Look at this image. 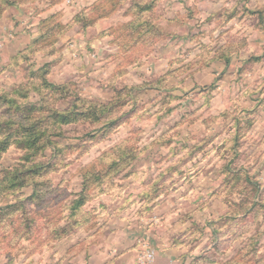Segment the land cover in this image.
<instances>
[{
    "label": "rangeland",
    "instance_id": "rangeland-1",
    "mask_svg": "<svg viewBox=\"0 0 264 264\" xmlns=\"http://www.w3.org/2000/svg\"><path fill=\"white\" fill-rule=\"evenodd\" d=\"M152 1L134 0L124 11L111 9L99 22L95 8L78 7L82 0H24L17 6H6L0 17V118L16 111L5 97L17 94L22 86L25 89L15 98L21 102L22 112L41 103L40 88L46 85L32 75L50 67L53 83L65 82L86 100L122 104L112 113L118 118L115 123H105L106 119L95 124L82 122L69 143H62L78 149L64 156L57 158L56 151L47 148L27 159L31 153L18 143L10 145L0 158V172L30 163L48 167L43 171L44 180L37 182L40 187L48 185L52 177L60 181V186L67 182L62 187V199H47L39 192L32 196L33 191L25 195L29 185L0 193V228L22 223L24 236L28 240L36 237L29 264H121V259L125 264H149L141 257L156 242L155 237L129 225L141 220L162 225L164 212L160 208L164 203L178 207L194 194L199 195L194 184L182 182L185 170L181 164L198 158L196 163L207 165L210 171L224 159L226 149L239 146L243 136L254 138L253 143L264 139V114L257 109L245 111L247 120L233 118L231 127L223 119L236 88L244 79L251 81L264 72V64L260 63L264 51L249 55L245 66L253 65L250 73L239 84L230 83L223 65L231 66L234 55L239 54L237 46L223 31L209 32L203 25L197 28L193 21L198 13L186 0H154L160 9L152 26L161 33H150L137 44V28L147 24L140 14L141 7ZM240 19L243 21V17ZM57 22L61 27L53 29ZM262 25L257 16L250 23L237 21L233 33L245 28L255 31ZM245 39L252 49L260 43L258 36ZM218 45L224 53L217 64ZM205 67L209 71H203ZM216 69H220L219 74ZM53 86L47 85L50 89ZM51 94L53 103L61 97V92ZM133 95L139 102L129 104ZM201 100L203 103H199ZM103 110H109L108 106ZM161 111L162 115H157ZM165 116L169 117L166 124ZM160 124H165V132L161 133L164 139L153 140L152 129ZM7 129L0 123V138ZM145 133L152 147L145 144L139 148L145 154L138 158L133 149L143 143ZM74 160L82 167L68 175ZM255 162L260 163L259 156ZM134 166L136 170L131 169ZM61 168L68 171L61 172ZM195 176L193 172L192 178ZM74 185L79 186L75 197ZM75 202H80L77 214L71 208ZM30 211L34 214L29 215ZM25 213L35 223L29 233V222L23 220ZM47 218L51 222L48 226ZM250 219L255 222L259 216ZM114 241L119 243L113 246ZM130 241L135 242L127 247ZM188 251L191 258L184 256L187 264H206L205 253L198 247ZM258 253L260 248L253 245L241 248L237 255L243 264H261L264 254L257 257ZM8 259L11 264V253Z\"/></svg>",
    "mask_w": 264,
    "mask_h": 264
},
{
    "label": "clouds",
    "instance_id": "clouds-1",
    "mask_svg": "<svg viewBox=\"0 0 264 264\" xmlns=\"http://www.w3.org/2000/svg\"><path fill=\"white\" fill-rule=\"evenodd\" d=\"M133 2L134 0H82L78 7L95 8V16L99 22V19L102 16L106 17L112 8L124 11L131 7ZM148 2L149 0H140V3ZM186 3L198 13L193 21L197 28L203 25L209 32L212 29L223 31V34L237 46L239 54L234 55L231 66L224 63L223 67L225 78L234 85L239 84L253 67L252 64L245 66L246 58L254 55L256 51H264V27L255 31L245 28L243 32L233 33L235 22L245 24L256 19V16L251 13L256 10L264 11V0H186ZM233 13L235 15L232 16V21H229L228 17ZM204 19L208 20L207 24L203 23ZM253 36H258L260 41L256 49H252L249 40L245 39ZM223 53L224 49L219 48L218 45L215 63L222 62ZM226 59L227 57H224V60ZM260 63L264 64V57L261 58ZM172 66L176 67V65ZM242 68L243 71H241ZM203 71L207 72L209 69L205 67ZM219 71L220 69H216L217 74ZM261 89H264V72H260L251 81L244 79V83L236 88L238 95L236 93L232 95L229 109L223 116L224 123L231 127L235 122L233 118L247 120L245 111L250 109H257L264 114V92H261ZM134 101L139 102L135 95L128 100V103L132 104ZM197 106L193 105V107ZM145 114H148L147 108H145ZM157 115H162V111ZM171 115L175 116L176 113L173 112ZM168 120L169 117L165 116V124ZM165 124L152 129L155 132L153 140L164 139L161 133L165 132ZM189 127L195 129L194 125ZM253 139L243 136L239 146L226 149L223 153L224 159L219 160L210 171L207 165L201 166L196 163L198 158H194L186 165L181 164V168L185 170L182 182L186 185L194 184L199 195L194 194V198H190L178 207H174L171 203H164V206L160 208V211L164 212V216L160 218L163 221L162 225L159 222L152 223L144 220L129 225L137 230L145 229L146 234L155 237L156 242L144 250L141 259L147 260L149 264H155L156 261H159V264H182V261L187 264L184 256L187 255L190 259L191 252L188 249L193 247H198L205 253L206 264H243L237 252L241 248H250L253 245H258L260 248L257 257L264 254V167H261L264 165V139L257 143H253ZM145 144L149 148L152 147L147 139V133L143 143L133 149L138 158L144 156L145 153L139 151V148H143ZM257 156L260 157V163L255 162ZM77 167L82 165L74 160L69 166L71 171L61 168V172L68 171V175H71ZM193 172L196 173L195 178H192ZM66 186L67 182L64 186H60V181L52 177L50 183L42 185L38 191L47 199L54 196L62 199L60 195L62 187ZM32 191L30 184L24 194L29 195ZM78 191L79 186L74 185L73 197ZM32 214L34 213L30 211L29 215ZM257 216H259L258 221L254 222L250 219ZM245 224L247 227H244ZM153 228L157 229L155 233L152 232ZM25 231L22 223H13L11 226L6 225L0 228V264H10L9 253L13 258L11 264H29V260L32 259L31 250L35 247L32 240L36 237L32 236V240H28L24 236ZM140 239H143V236ZM132 242L135 241H130L126 246L130 247ZM118 243L119 241H114L113 246ZM213 245L216 247L214 248ZM217 248L221 251L217 252ZM117 259L121 258L117 257ZM121 264H125L123 259ZM261 264H264V260H261Z\"/></svg>",
    "mask_w": 264,
    "mask_h": 264
},
{
    "label": "trees",
    "instance_id": "trees-1",
    "mask_svg": "<svg viewBox=\"0 0 264 264\" xmlns=\"http://www.w3.org/2000/svg\"><path fill=\"white\" fill-rule=\"evenodd\" d=\"M22 1L24 0H0V17L6 6H17ZM153 3L154 0L150 2L148 6L143 5L141 7L140 14L146 19V26L141 27L140 25L137 28L134 24L132 25L133 29H139L137 35L138 39L141 38V41L139 42L138 39L135 40V43L137 42V44L145 40L150 33H161L159 29L152 26L153 21L158 17V9H160L158 4L155 6ZM251 14L256 15L257 18L261 19V22L264 23L263 11L256 10ZM54 25L55 26L52 27L53 29L61 27L59 22ZM262 26L264 27V25ZM49 34H51V32H49ZM49 66L50 64L48 67ZM50 68L46 69L45 72L40 71V73L32 75L34 78L40 77L42 84L46 85V87L40 88L42 98L39 105L28 107L25 112L20 110L21 102L16 101L15 98L17 94L23 92L25 89L23 86L19 88L20 90L17 91V94L6 95L5 98L12 104L10 108H15L16 111L14 113L9 111L6 116L0 118V123L8 126L7 132L2 138H0V158L10 145L18 143H22L23 147L31 153L27 156V159H32L37 154L43 153L47 148H53L56 151V156L58 158L69 153L68 151L71 149L75 150L77 148L76 146H72V144L69 146H62V143H69L71 136L81 129L80 124L85 120H90V122L94 124L99 123L104 119H106L105 123L117 122L118 118L112 115V113L114 110H117L118 107H121L122 104L117 102L104 103L99 101H88L78 93L74 92L72 87L65 82H61V84L53 83L52 79H49L52 78ZM48 84L54 85L53 88H48ZM58 92H61V97L53 103L51 93ZM105 106H108L109 110H103ZM131 169L136 170L137 167L134 166ZM46 170H48V167L45 168L44 165L39 163H30L29 166L22 165L13 170H2L0 172V193L14 192L17 189L31 184L33 187L32 196H34L39 192L38 189L40 188V186L37 185V182H39L40 179H42V181L44 180V177L42 176L44 175L43 171ZM80 202H75L71 206V208L76 209V214L79 211L77 204ZM27 214L28 213H25V219L23 220L30 223H26L27 227H31L28 230L29 233L33 227L35 228V223L31 218L26 217ZM46 221L47 226L51 224L49 218H47Z\"/></svg>",
    "mask_w": 264,
    "mask_h": 264
}]
</instances>
